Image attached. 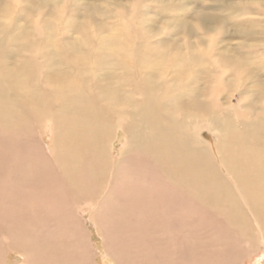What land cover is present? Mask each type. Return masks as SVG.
Returning a JSON list of instances; mask_svg holds the SVG:
<instances>
[{"label": "bare ground", "instance_id": "6f19581e", "mask_svg": "<svg viewBox=\"0 0 264 264\" xmlns=\"http://www.w3.org/2000/svg\"><path fill=\"white\" fill-rule=\"evenodd\" d=\"M110 1L85 3L64 39L58 21L13 27L0 0V264H96L92 234L113 264H260L264 118L235 117L213 79L253 53L264 71V0ZM98 10L117 19L97 40ZM170 28L182 41L163 42ZM229 29L244 58L216 49Z\"/></svg>", "mask_w": 264, "mask_h": 264}, {"label": "rangeland", "instance_id": "374dc122", "mask_svg": "<svg viewBox=\"0 0 264 264\" xmlns=\"http://www.w3.org/2000/svg\"><path fill=\"white\" fill-rule=\"evenodd\" d=\"M38 1L42 3L39 4L37 3ZM90 1L91 0H74V1L72 0H7V2L10 5H12V8L15 11V13H17V21L13 23L10 22L11 25H13V27L20 29L22 26L26 25L29 28H31L35 24H39L41 27H47L48 25L46 24V21L49 20L50 22L58 21L59 23L54 26H56L57 28L60 27L63 28L62 33L64 35V39H69V38L80 39V35H81L80 23L84 13L83 5L86 3L87 6V2ZM197 1L198 0H185L184 5L187 7L186 10L187 11L198 10L196 6L197 7L200 6L202 1L201 2H197ZM122 2H124V4L127 5L128 0H122ZM105 4L111 5L112 3L110 0H107ZM69 8L71 9L70 11ZM140 9L144 10L145 15H143V18L147 20V22H149L151 25H153L155 21H152L151 19L155 20L159 17L156 10L159 11L160 8L156 9V6L153 7L149 6V8L140 7ZM49 10H53L54 12L49 14L48 12ZM98 11L96 14L102 16L101 18H106V20L104 22L105 27L94 26L95 38L97 40L99 37L106 36L107 32L115 30L114 29L116 25L115 20L117 19L114 15L113 10H107V11L98 10ZM59 12L60 14L57 16L56 14ZM181 12H179L178 17H182ZM47 16H49V19ZM2 18H3L2 20L5 22L4 16ZM172 18L169 17L167 18V16H165V18L162 20L170 19L172 20V22H174ZM173 26H175V23L173 24ZM161 30L163 31V33L159 37L163 38L167 34L165 33L164 28H161ZM169 31L171 35H168L166 38H164L163 42L178 43L177 41H182L181 38L182 34L177 30V28H173V29L170 28ZM197 32L198 33L195 32V34L199 36L200 32L199 31ZM231 32L232 31L229 29L219 37L218 41L215 43L216 49H222L224 50V54H230V48H231L235 54L241 55L244 58V49H241L239 52H235L234 49L239 43L249 44L250 42L249 40H245L243 36L232 35ZM258 40H259L258 45H263L264 47V36L260 35ZM16 42L25 43L23 38H21L20 36L16 39ZM253 55L246 57L245 65L240 69L228 71L227 73L222 75V77L220 76L221 74L217 73L213 79V81L216 82L220 81L221 79L223 80L224 86L220 82H218L217 85L222 86V88L219 90L223 89L224 96L228 97L227 100H223L224 106H230L231 112L233 115H235V117L236 114L238 115V113H241L244 110H246L245 113L249 114L251 118H256V117L264 118V97L261 96V93L264 91V71L262 69L258 70L255 66H252L250 64L251 62L254 61ZM212 58L216 59L217 54H214ZM209 75H213V73ZM213 81L211 84H214ZM247 88H249V91L244 93ZM241 91L242 94L238 99L236 95L238 94V92ZM213 92L214 93L218 92V90H213ZM246 97H256L261 99L255 100L254 102L250 101L248 103H244L243 99ZM120 137L121 135H118L117 138L115 134L111 142L110 141L108 142V146L114 149V153L115 150L117 152V150L120 147V140H121ZM202 137H204L205 140L208 142L213 141V133L211 134L207 130L202 134ZM39 140L42 144L47 145L46 142H48V137L47 135H41V137H39ZM114 156L117 157V153L114 154ZM195 236H198L197 233H195ZM91 238H92L91 243L94 245L93 247L95 253L94 260H96V264H113L111 259L106 260L102 257V247L100 246L101 244L99 243L100 241L99 237L94 236V234H92ZM125 253L127 256L132 255L133 249L130 247L125 250ZM10 261H12V259ZM254 261H255V257H253L252 259H250V257H246L241 261V264H252V262ZM260 261H261L260 264H264L263 258H261ZM16 264H18V262Z\"/></svg>", "mask_w": 264, "mask_h": 264}]
</instances>
